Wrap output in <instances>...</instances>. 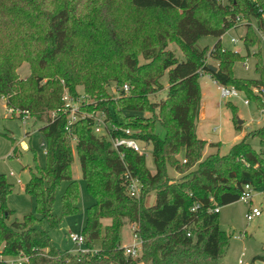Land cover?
Returning a JSON list of instances; mask_svg holds the SVG:
<instances>
[{
	"label": "trees",
	"instance_id": "16d2710c",
	"mask_svg": "<svg viewBox=\"0 0 264 264\" xmlns=\"http://www.w3.org/2000/svg\"><path fill=\"white\" fill-rule=\"evenodd\" d=\"M263 18L264 0H0V99H5L6 108L43 123L47 164L30 170L24 193L34 200L36 215L56 225L61 219L52 213L53 202L66 182L61 217L77 213L75 154L86 190L95 200L81 231L88 251L61 252L35 215L7 225L12 186L0 174V254L26 255L27 264H218L228 237L219 228L218 213L208 209L237 202L244 185L264 193V153L248 143L256 138L264 144V124L226 155L203 157L207 143L196 135L199 74L236 88L257 109L263 108L252 93V88H264V65L261 40L251 25L254 21L264 31ZM237 19L246 22L241 38L245 55L220 45V38L239 26ZM207 36L218 39L209 52L197 47ZM170 44L181 51V59L168 49ZM252 48L257 77L235 78L234 65L250 58ZM207 59L216 62V72L208 69ZM22 62L30 65L26 80L16 74ZM164 75L166 96L152 102L150 97L164 89ZM110 84L118 89V97L108 94ZM77 86L96 101L83 111L103 113L118 128L139 130L133 135L137 141L151 143L154 174L144 156L128 149L115 151L108 136L94 133L89 119L67 126L62 94L65 88L76 97ZM228 107L235 112V106ZM145 113L148 119L142 117ZM157 123L163 138L155 133ZM236 129L241 127L236 124ZM169 169L185 177L172 182ZM126 171L141 184L138 199L127 195ZM152 193L155 203L150 206ZM196 202L200 208L191 212ZM105 219L110 224L103 226ZM125 224L133 225L142 241L136 258L126 255L120 244ZM94 242L100 243L96 252ZM255 260L264 262V255Z\"/></svg>",
	"mask_w": 264,
	"mask_h": 264
},
{
	"label": "rangeland",
	"instance_id": "374dc122",
	"mask_svg": "<svg viewBox=\"0 0 264 264\" xmlns=\"http://www.w3.org/2000/svg\"><path fill=\"white\" fill-rule=\"evenodd\" d=\"M245 22H238L237 27L228 30L221 38L220 45L224 50H231L245 55V49L242 43V37L245 33ZM252 25L256 26L252 21ZM235 40L233 44L231 40ZM218 39L207 36L202 37L197 42V47L200 49L206 48V51L211 48ZM170 51H173L176 58L181 59L182 53L175 44L168 46ZM252 48L250 58L243 62L236 63L233 67V75L237 79H255L257 76L254 72L255 58L252 54L255 52ZM261 57L264 65V45H261ZM143 59L139 57V63H143ZM206 63L216 66V62L207 59ZM18 79L26 80L31 75L30 65L22 62L20 67L16 69ZM199 76V85L201 90L200 113L196 122V135L199 139L206 141V146L203 151V157L209 154L218 153L226 155L230 148L239 142L247 133L258 129L264 124V115L259 113L254 103L248 100L244 93L240 92L237 98L223 100L220 98L218 84L208 75L201 72ZM46 80H43L45 83ZM63 85V81H60ZM164 89L154 96L150 97V101L159 102L166 96L167 76L164 75L161 79ZM107 92L112 98L118 97V89L114 84L108 86ZM68 93L64 88L63 94ZM77 96L84 95L87 99V104H94L96 101L88 97L82 86L76 87ZM248 100L250 104L246 106L244 101ZM235 106V112L228 107ZM83 109V108H82ZM18 113L10 115L5 106V99H0V174L4 175L6 181L12 186L11 193L7 198V207L12 211V215L6 221L7 225L13 222L22 221L23 217L29 214L35 215L39 220L40 225L49 235L51 242L61 251L76 254L78 252L88 251L87 245L78 246L69 239L70 234L80 235L86 224V210L95 203V200L88 194L85 182L80 173L78 159L74 154L73 174L79 185V201L78 212L61 217V195L66 187V182H63L60 190L55 194L52 213L60 220L59 224L52 225L49 221L40 218L35 212V202L32 198L24 193V186L30 179V170L34 165L39 168H45L47 164L46 156L44 155V135L40 131L43 123L36 121L30 114L15 109ZM83 111V110H82ZM86 112V111H83ZM144 119H148L150 115L143 114ZM241 121V129H236V124ZM135 134H139V130L127 128ZM155 133L160 137H164V130L159 123L155 125ZM248 143L258 153H264V144H261L256 138H249ZM74 143L72 142V145ZM213 144L215 146H210ZM138 147L143 153L146 161V166L153 174L155 167L152 159L151 143L144 141L137 142ZM218 145V146H217ZM16 149V150H15ZM15 153L13 154V151ZM182 161V154L178 158ZM168 175L172 182H180L185 175H179L172 169L168 170ZM20 181L18 183L17 181ZM150 200V201H149ZM149 205L155 203L154 194H151ZM257 208L261 211V216L248 222L245 219L246 213ZM218 222L220 230L228 237V245L226 246L218 264H264L263 261L255 260L256 256L264 255V193H252L251 201L243 203L237 201L233 204L220 207L218 213ZM110 224V220H102V225ZM134 226L125 224L120 231V244L126 246L133 242ZM93 250L100 249V243H93ZM241 261V263H239Z\"/></svg>",
	"mask_w": 264,
	"mask_h": 264
},
{
	"label": "built area",
	"instance_id": "2783aa9c",
	"mask_svg": "<svg viewBox=\"0 0 264 264\" xmlns=\"http://www.w3.org/2000/svg\"><path fill=\"white\" fill-rule=\"evenodd\" d=\"M259 13L263 14L262 10L259 9ZM264 19V18H263ZM237 23L240 22L239 19L236 20ZM246 23V22H245ZM252 25V24H251ZM254 28V31L257 33L261 40V45H264V31H261L257 26L252 25ZM233 44L236 43L235 40H231ZM243 65H245V62H243ZM201 74V73H200ZM199 74V75H200ZM203 76V75H200ZM216 83V82H215ZM217 84V83H216ZM218 88L220 91V98L223 100H229L232 98H237L239 96V91L231 86H222L218 84ZM122 91L124 93L129 92L128 85H124L122 87ZM252 93L254 95H257L261 101V103L264 105V88H252ZM87 98L84 95H79L76 97L71 96L69 93H65L62 96V101L64 102V110L69 114V120L67 126L72 125L78 120H86L89 119L92 121L93 130L94 133L100 136H108L111 142V146L115 151L120 152V149H128L135 153H137L139 156H144L141 152L140 148L137 145V140L133 138V135L135 133L129 129L124 128H118L115 125H113L111 122L107 121L103 113H99L96 111L92 112H83L82 108L87 104ZM244 104L248 106L250 102L248 100L244 101ZM259 113L261 115H264V107L258 109ZM7 112L10 115H13L15 113H18L15 109H8ZM26 113V112H24ZM114 132H120L121 135L119 136H111ZM44 147V155L46 154L45 146ZM120 158L122 159L123 156L120 153ZM185 163V161H183ZM124 180L126 185V192L127 195L131 198H139L140 192H141V184L140 182L134 178L130 172L126 171L124 174ZM20 183V181H17ZM253 188L250 185H244L242 193L239 197L240 202L248 203L251 201ZM200 208V204L198 202L194 203L191 207V212H196ZM209 213H219V208L215 209H208ZM261 216V211L257 208L250 209L246 215L245 219L250 222L255 218H258ZM69 239L77 244L78 246L85 244V238L80 234H70ZM141 245L142 241L140 238L134 233L133 235V242L131 244H128L126 246H122L124 249V252L126 255L130 256L131 258H136L139 256L141 251ZM94 252H96L94 250ZM29 262V257L23 254H20L19 256L13 258V257H4L0 254V263L5 264H27ZM241 263V261H239Z\"/></svg>",
	"mask_w": 264,
	"mask_h": 264
},
{
	"label": "water",
	"instance_id": "95a60500",
	"mask_svg": "<svg viewBox=\"0 0 264 264\" xmlns=\"http://www.w3.org/2000/svg\"><path fill=\"white\" fill-rule=\"evenodd\" d=\"M208 69L211 71V72H216V67L215 66H212V65H209L208 66ZM242 124L241 121L238 122V126H240Z\"/></svg>",
	"mask_w": 264,
	"mask_h": 264
},
{
	"label": "crops",
	"instance_id": "0c3cea01",
	"mask_svg": "<svg viewBox=\"0 0 264 264\" xmlns=\"http://www.w3.org/2000/svg\"><path fill=\"white\" fill-rule=\"evenodd\" d=\"M168 87V86H167ZM167 87H166V90H167ZM205 157V156H204ZM152 174V173H151ZM154 174V173H153ZM154 194V193H153ZM151 197V196H150ZM154 197H155V194H154ZM150 201V200H149ZM149 201H148V204H149ZM154 205V204H153ZM150 206H152V205H150Z\"/></svg>",
	"mask_w": 264,
	"mask_h": 264
}]
</instances>
